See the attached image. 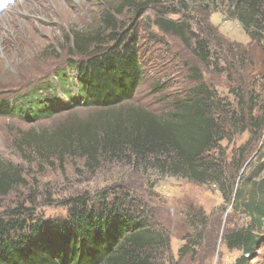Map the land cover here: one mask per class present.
Listing matches in <instances>:
<instances>
[{"label": "rangeland", "instance_id": "1", "mask_svg": "<svg viewBox=\"0 0 264 264\" xmlns=\"http://www.w3.org/2000/svg\"><path fill=\"white\" fill-rule=\"evenodd\" d=\"M216 1L0 0V100L13 101L14 107L32 98L50 104L61 101L63 107L62 112L37 120L0 115V172H8L10 179L0 188V215L23 206L43 223L65 221L69 200L94 199L104 192L110 198L135 200L133 207L140 208L148 223L168 235L169 251L161 264H237L242 254L229 250L222 235L246 221L215 184L171 177L157 164L149 167L152 161L137 160L128 152L111 156L96 150L92 159L61 144L75 141L78 126L108 118L84 106L70 108L65 99L76 92L64 93L59 85L62 81L70 85L76 71L69 65L87 58L72 50L70 32H101L106 12L113 15L120 33L136 42L143 72L132 100L116 110L138 107L165 118L172 100L192 87L190 78L196 75L230 109H239L241 103L247 116L260 120L264 26L251 38ZM143 3L147 7L137 9ZM156 17L185 23L191 32L186 33L188 43L161 32L154 25ZM194 36L207 46L209 58L204 63L191 52ZM244 129L235 123L228 138L210 152L214 163L226 164L227 177L236 175L237 183L264 178V126L256 132ZM28 134L36 137L35 145L24 143ZM241 151L244 163L237 168ZM259 234L260 246L246 255L248 264H264V226Z\"/></svg>", "mask_w": 264, "mask_h": 264}, {"label": "trees", "instance_id": "2", "mask_svg": "<svg viewBox=\"0 0 264 264\" xmlns=\"http://www.w3.org/2000/svg\"><path fill=\"white\" fill-rule=\"evenodd\" d=\"M216 2L251 38L261 34L264 0ZM180 6L185 8L184 3ZM145 7L147 3L137 9ZM154 25L164 34L188 43L186 33L191 32L185 23L156 17ZM101 27L102 31L95 34L70 32L72 50L87 58L69 65L76 71V79L70 85L68 81L59 85L64 93L76 92L65 99L70 108L84 106L102 111L108 118L99 124L78 126L75 141L61 144L65 150H81L83 156L92 159L96 150L111 156L128 152L137 160L152 161L147 163L149 167L157 164L159 170L171 177L215 184L222 198L226 202L232 200L234 211L246 221L243 226L224 230L222 241L229 250L242 254L237 264H248L246 255H253L261 243L264 178L259 181L244 178L237 183L236 175L227 177L226 164L214 163L210 152L228 138L235 123L256 132L264 126V116L260 120L247 116L241 103L239 109H230L196 75L190 78L192 87L172 100V111L165 118H157L138 107L116 110L132 100L142 81V64L136 42L120 33L109 12L102 15ZM193 41L191 52L204 63L209 58L207 46L196 36ZM35 101L39 100L32 98L14 107L13 101L0 100V115L15 113L21 120H37L63 110L61 101L52 104L48 100ZM27 138L24 143L35 145L36 137L28 134ZM241 153L234 164L237 168L244 163ZM7 173L0 172L2 189L10 183ZM109 195L101 192L94 199L83 196L69 200L65 221L43 223L23 206L0 215V264H161L169 251L168 235L148 223L140 208L133 207L135 200Z\"/></svg>", "mask_w": 264, "mask_h": 264}]
</instances>
